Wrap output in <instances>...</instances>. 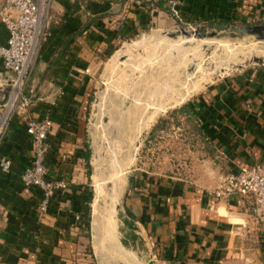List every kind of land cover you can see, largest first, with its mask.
Listing matches in <instances>:
<instances>
[{
    "label": "crops",
    "instance_id": "0c3cea01",
    "mask_svg": "<svg viewBox=\"0 0 264 264\" xmlns=\"http://www.w3.org/2000/svg\"><path fill=\"white\" fill-rule=\"evenodd\" d=\"M52 14L51 35L26 87L33 104L13 116L0 145V158L12 159L9 170L0 167V264H94L93 68L116 43L148 27L263 21L264 0H87L84 8L53 0ZM7 35L0 19V41ZM7 75L0 64V77ZM189 102L194 120L186 111L179 122L172 118L156 134L157 159L129 174L124 215L158 264H264V220L252 212L253 199L212 192L227 172L264 161V67L247 66ZM29 115L52 117L48 177L68 182L43 220L40 189L21 180L33 153ZM89 213L88 231L75 216Z\"/></svg>",
    "mask_w": 264,
    "mask_h": 264
},
{
    "label": "rangeland",
    "instance_id": "374dc122",
    "mask_svg": "<svg viewBox=\"0 0 264 264\" xmlns=\"http://www.w3.org/2000/svg\"><path fill=\"white\" fill-rule=\"evenodd\" d=\"M256 23H264V20L213 25L180 24L166 30L148 27L119 40L103 61L93 68L95 86L89 118V139L92 144L95 195L98 190L94 180L97 170L102 174L100 179L102 192L107 193L104 198L106 203L110 201V195L115 189L114 180L119 178V174L124 178L117 191L119 208L115 209L114 222L118 231H107L101 236V250L95 247V236L92 237L96 254L93 258L94 264L134 263L131 256L136 257L139 264H158L153 251L137 236L135 226L125 221L124 195L128 176L134 167L148 165L157 159L154 150L157 146L155 142L161 138L156 137V134L160 132L149 137L154 124L214 82L234 76L250 65L264 67V63L257 61H251L246 67H239L255 55L264 57V39L245 30L246 25ZM180 28L191 33L188 35L180 32L173 36L172 33ZM196 43L197 49L195 47L188 53L176 51L167 55L160 52V47L172 44L192 46ZM228 48L234 50L228 52ZM206 51H211L210 59L199 62L198 54ZM172 73H177L178 77L167 88L164 76ZM180 81L188 89L184 98L169 104L165 111L147 121L151 105L140 107L137 104L142 101H159L165 90L174 89V85H179ZM153 95L155 100L152 99ZM127 113L129 120H126ZM111 206L112 204L110 208Z\"/></svg>",
    "mask_w": 264,
    "mask_h": 264
},
{
    "label": "built area",
    "instance_id": "2783aa9c",
    "mask_svg": "<svg viewBox=\"0 0 264 264\" xmlns=\"http://www.w3.org/2000/svg\"><path fill=\"white\" fill-rule=\"evenodd\" d=\"M86 7L87 0H72ZM53 0H4L0 4V19L8 35L0 41V64L8 73L0 77V145L13 116L28 112L33 104V95L26 91L40 52L51 35ZM178 14V11L175 10ZM53 126L50 115L42 118L32 115L26 118V130L31 136L32 156L22 170L21 180L25 186L37 187L41 199L37 216L43 220L49 213L51 200L57 190L68 186L64 178H49L45 162L50 148L49 133ZM12 159L0 158V167L9 170ZM220 198L240 193L253 199L252 212L264 220V161L243 163L236 170L224 174L212 190ZM77 221L85 222L81 214Z\"/></svg>",
    "mask_w": 264,
    "mask_h": 264
},
{
    "label": "bare ground",
    "instance_id": "6f19581e",
    "mask_svg": "<svg viewBox=\"0 0 264 264\" xmlns=\"http://www.w3.org/2000/svg\"><path fill=\"white\" fill-rule=\"evenodd\" d=\"M202 42L206 43V41H204V40ZM197 44L198 43H196V44H194L192 46L191 45L188 46V44H187L188 47L185 46V44H178V45L172 44V45H169V46L160 47V50H161L160 52L166 53L167 55L170 54L171 52H176V51L188 53L189 51L194 50L195 47L197 46ZM206 45H208V43H206ZM230 46H231V44H230ZM234 47H235V45H234ZM239 48H236V49H239ZM196 49H197V47H196ZM226 50L228 52H230V51L234 50V48H231V49L228 48ZM211 51H206L205 53L204 52L203 53H199L198 54V56H199L198 57V61L202 62V63L208 61L210 59V57H211V54H210ZM164 77H165L164 78L165 86L167 88H169V86L174 83L175 78L178 77V76H177V73H172V74L165 75ZM179 83H180L179 85H174V87H173L174 89L165 90L164 91V95L161 96L159 101H154V102H151V103H146V102L142 101V102H139L137 104V105H140V107H141V105H151L150 106L149 116L147 117V121L150 120V118H151V120H153L154 117L157 116L160 112L165 111L170 106L169 104H172V103H175V102H179V101H181L184 98V96H185L184 94L187 93L188 89L185 88L184 83L182 81H180ZM183 89H185L184 93L182 92ZM154 97L155 96L153 95L152 99H154ZM142 108H143V106H142ZM146 111L147 110L145 109L144 113H146ZM128 113L126 115L127 116L126 120H129L128 119V115H129ZM140 114H138V116ZM100 174H101V172L99 170H97V172L95 173V181H96V183L98 185V187H97L98 190L96 192L95 199H94V204H93V215H94L93 216V220H94L93 221V229H94V236H95L94 242H95V247L98 250H101V240L102 239L100 240V238H101L102 235H104V233H106L107 231H113L114 233H117L116 229L118 231V228L116 227L115 222H114V220L116 219L115 204L117 202V197H118L117 196L118 188L122 185V181H123L122 179H124V178H122V175H120V174H119V176H117L119 178H116V180H114V188L115 189L113 188L114 189L113 190V194H111V195L108 194V195H110L111 198H110V201H108L106 203V201H104V198H105L107 193L103 194V192H102V186H101V184H102L101 180L102 179H100ZM117 185H118V187H117ZM110 204H112L111 208H110ZM121 246H123V245H121ZM98 252H100V251H98ZM136 259H137L136 257H134V256L132 257L131 256V261L134 260L133 262H135Z\"/></svg>",
    "mask_w": 264,
    "mask_h": 264
},
{
    "label": "trees",
    "instance_id": "16d2710c",
    "mask_svg": "<svg viewBox=\"0 0 264 264\" xmlns=\"http://www.w3.org/2000/svg\"><path fill=\"white\" fill-rule=\"evenodd\" d=\"M209 24H228V23H232V21H230L227 18H219L218 20H211L210 22H208ZM190 102L187 101L185 102L182 106H180L179 108H177L176 110L172 111L170 114H168V116L162 118L161 120H159L156 124H154V126L151 128V133L149 134V137L154 136V134H156L159 130L161 129H165L167 127H169L170 123L172 122V118L173 121L175 122H179V117L180 114L184 111L188 113H190V115H187V118L189 117L190 120H194L196 113L195 110L192 109L189 106ZM198 132L200 131V128H197ZM203 135V133H202ZM204 136V135H203ZM87 156H90V152L87 153ZM128 211V210H127ZM128 213L130 214V212L128 211ZM126 223L131 224L130 220L128 218H125ZM84 228L87 229L88 231L91 228V214H87L85 217V222H84ZM90 246V245H89ZM91 249V247H90Z\"/></svg>",
    "mask_w": 264,
    "mask_h": 264
},
{
    "label": "water",
    "instance_id": "95a60500",
    "mask_svg": "<svg viewBox=\"0 0 264 264\" xmlns=\"http://www.w3.org/2000/svg\"><path fill=\"white\" fill-rule=\"evenodd\" d=\"M245 30L248 33L257 34L260 39H264V23H256V24H248L245 26ZM180 32H183L185 34H190L191 32L185 30L184 28H180L175 30L172 35L175 36L177 34H180ZM251 61H257L260 64L264 63V57L261 55H255L251 59L246 60L243 65H240V68L246 67ZM119 208V202L117 199V202L115 204V209Z\"/></svg>",
    "mask_w": 264,
    "mask_h": 264
}]
</instances>
